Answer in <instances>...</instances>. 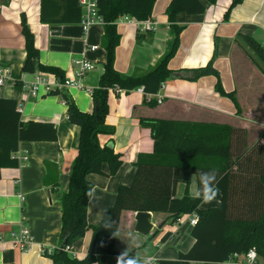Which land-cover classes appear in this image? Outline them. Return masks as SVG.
Here are the masks:
<instances>
[{
  "label": "crops",
  "instance_id": "0c3cea01",
  "mask_svg": "<svg viewBox=\"0 0 264 264\" xmlns=\"http://www.w3.org/2000/svg\"><path fill=\"white\" fill-rule=\"evenodd\" d=\"M170 1H155L148 18L150 30L140 31L133 24L116 23L120 35L114 60L117 72L126 76L143 73L163 57L172 40L171 24L165 15ZM201 1L205 6L204 13H179L175 16L173 24L183 29L168 68L197 69L213 59L223 94L215 90L214 76L194 81L171 76L158 93L160 104L155 99L152 105L148 104L142 94L134 91H108L105 124L113 128V134H99L97 141L99 145H108L121 154L122 164L112 177L87 176L93 186L87 205L89 229L71 246L77 259L86 255L92 228L100 223L104 208L113 204L119 186L131 183L133 164L138 156L153 151L150 130L141 126L140 119L229 124L246 129L250 142L261 140L264 130V64L261 66L256 62L243 37L253 38L264 48V0H243L227 16L225 13L232 0H216L214 4ZM21 14L33 33L39 62L59 69L64 77L71 74L72 60L81 57L103 72L105 51L101 40L104 24L94 23L86 31L82 30L80 23L41 24L39 0H0V71L9 72V79L0 87V97L18 103L24 124L29 121L51 122L57 134L54 142H20L13 156L26 155L27 160L20 162L17 168L0 172V264H52L42 252L43 249L53 252L61 244V197L68 190L69 170L77 154L79 128L69 123L67 107L60 95L21 101L25 90L19 78L26 56ZM91 46L96 48L91 50ZM95 68L83 79L84 86L92 90L95 88L85 79ZM65 93L80 111H91V97L84 98L78 89ZM228 94H232L234 99ZM254 135L256 138L253 139ZM103 169L107 171L106 164H103ZM47 172L51 175L57 173L56 190H51L44 183ZM196 191V178L192 175L188 186L177 185L176 196L195 197ZM219 202L218 191L212 202L200 203L199 208H215ZM188 217L182 215L172 221L168 213L123 211L115 251L121 253L127 248L128 252L133 251V256L141 259L154 256L157 264L160 260H174L178 252L187 251L193 244ZM20 226L28 228L31 238L24 251L14 248L9 238V233L18 231ZM256 263L264 264V260L257 258ZM102 264H116L115 257H108ZM226 264H245L244 255L233 256Z\"/></svg>",
  "mask_w": 264,
  "mask_h": 264
},
{
  "label": "trees",
  "instance_id": "16d2710c",
  "mask_svg": "<svg viewBox=\"0 0 264 264\" xmlns=\"http://www.w3.org/2000/svg\"><path fill=\"white\" fill-rule=\"evenodd\" d=\"M156 0H96L98 13L104 21L101 46L105 51L103 72L97 88L90 93L92 109L80 111L65 92L60 95L67 107V119L79 128L77 154L69 170L68 190L61 197V244L50 254L43 253L52 264L105 263L108 257L116 258L115 239L121 212H162L176 221L182 215H197L191 227L192 246L178 252L174 260H160L158 264H226L234 255H243L249 249L256 250L264 260V130L261 140L250 142L246 129L215 122H198L164 119H140V124L150 130L153 151L140 154L133 164L134 175L129 185L117 189L112 205L104 208L100 223L92 228L86 255L72 258L66 247L82 238L89 229L87 205L92 184L90 174L114 176L122 164V155L108 145H99L97 136H111L113 128L105 124L108 111V88L130 92L138 87L148 94H156L161 83L171 76L185 80H197L205 76L216 78L215 90L223 94L219 75L213 67V59L206 66L189 70H171L168 62L177 50L179 35L183 29L173 24L179 13L199 15L205 6L201 0H171L165 10L171 24L172 40L167 51L150 70L130 76L114 68L115 49L120 35L116 21L128 15L137 21L151 16ZM214 4L216 0H204ZM243 0H232L225 16ZM82 17L78 0H39V22L46 25H75ZM24 38L25 59L21 73L41 72L63 80L59 69L39 62V52L34 36L23 14L20 17ZM244 42L264 64V48L253 38L244 36ZM234 99L232 94H228ZM152 101L148 104L152 105ZM56 129L51 122L29 121L24 124L18 103L0 97V172L19 166L13 154L20 142H54ZM103 164L107 165L104 171ZM215 169L218 176L219 205L200 209V200L184 195L176 196L178 184L188 186L192 175L200 170ZM44 183L51 190L58 188L57 173L47 172ZM198 188V183H197ZM133 255V251L129 252Z\"/></svg>",
  "mask_w": 264,
  "mask_h": 264
},
{
  "label": "built area",
  "instance_id": "2783aa9c",
  "mask_svg": "<svg viewBox=\"0 0 264 264\" xmlns=\"http://www.w3.org/2000/svg\"><path fill=\"white\" fill-rule=\"evenodd\" d=\"M78 5L82 11L80 25L83 31H86L94 23H104L102 16L98 13L96 0H78ZM122 22L133 24L140 31H147L151 29L148 19L145 21H137L128 15H122L118 17L116 23ZM95 48L96 47H90L91 50H94ZM71 63L73 67L70 72L71 74L70 76L64 77L63 80H59L57 77L41 72H34L31 74L22 73L19 78V83L25 90V94L21 97V101L24 102L29 98L36 99L43 96H50L53 92H66L70 89L85 90L91 93L92 89L84 86L83 79L88 72L92 71L95 68L94 64L86 60L84 57L73 59ZM7 79H9V72L6 70L0 71V87ZM163 88L164 82L160 84L159 90L156 94L145 93L142 87H138L132 91L142 94L147 101L155 99V101L160 104L161 97L158 95V93ZM108 91L118 92L123 90H119L117 88H108ZM17 160L19 163L25 162L27 160V156H17ZM188 221L190 226L195 225L197 221V215L195 213H192L191 215H189ZM9 238L12 246L19 251L26 250L31 243L29 230L24 226H20L18 231H11L9 233ZM64 251L67 252L72 258H75V256L72 254L71 247H66ZM44 252L46 254L51 253L47 249H43L42 254ZM252 253H254V255H250ZM243 255L245 264H257L256 260L258 256L254 248L249 249Z\"/></svg>",
  "mask_w": 264,
  "mask_h": 264
},
{
  "label": "clouds",
  "instance_id": "9594fccd",
  "mask_svg": "<svg viewBox=\"0 0 264 264\" xmlns=\"http://www.w3.org/2000/svg\"><path fill=\"white\" fill-rule=\"evenodd\" d=\"M197 183L198 188L195 193V198L205 204L212 202L218 194V176L216 170L208 169L198 171ZM88 195L91 196L92 193L89 192ZM250 255H254V253ZM115 260L116 264H156V258L154 256L141 259L138 256L130 255L127 248L118 254Z\"/></svg>",
  "mask_w": 264,
  "mask_h": 264
},
{
  "label": "rangeland",
  "instance_id": "374dc122",
  "mask_svg": "<svg viewBox=\"0 0 264 264\" xmlns=\"http://www.w3.org/2000/svg\"><path fill=\"white\" fill-rule=\"evenodd\" d=\"M253 54V53H252ZM253 57H254V59L256 60V62L260 65L261 64V66H263L262 65V63H261V61H260V59L254 54L253 55ZM252 66H253V64H252ZM264 67V66H263ZM101 74V68L100 67H98V68H95V70L93 71V73H92V75H90V76H88L85 80H87V82L88 83H90V84H92V87H94V88H97V85H98V81H97V79H98V76ZM72 90V89H71ZM78 91H80V92H82L81 94H84V98H87V96H89L90 97V93L88 92V91H85V90H78ZM223 122H225V121H223ZM253 139L254 138H256V135H254V137H252ZM255 140V139H254ZM189 225V224H188ZM190 226V225H189ZM157 264V263H156Z\"/></svg>",
  "mask_w": 264,
  "mask_h": 264
}]
</instances>
